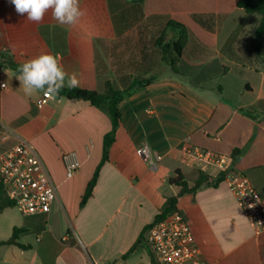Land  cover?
<instances>
[{"label":"crops","instance_id":"obj_1","mask_svg":"<svg viewBox=\"0 0 264 264\" xmlns=\"http://www.w3.org/2000/svg\"><path fill=\"white\" fill-rule=\"evenodd\" d=\"M238 2L143 0L144 17L138 21L126 0H80L86 14L77 25L68 26L58 24L51 13L42 23H32L15 11L10 0H0V52L17 62L51 53L69 75L76 74L78 88L97 91H103L106 79L125 89L133 77L161 69L157 80L120 102L122 118L109 161L84 207L82 197L101 161L103 138L112 127L109 116L86 102L60 97L39 108L44 93L25 95L16 78L19 74L0 69V130L8 134L0 141V150L29 142L58 193L46 215L26 217L16 207L0 213V244L12 237L14 228L24 227L17 242L27 247L0 245V264L150 260L145 240L129 252L166 199L178 194L170 179L180 170L193 186L199 172L213 178L220 175L214 164L193 153L195 149L232 158L235 149L248 147L240 158H232V168L248 177L264 201V107L254 110V117L242 112L264 101V69L242 65L222 53L234 35L235 50L239 43L248 46L261 21L258 15H247ZM154 15L186 25L208 49L204 52L197 42L191 43L180 63L183 78L161 64V56L155 65L151 55H143L147 48L159 50L157 37L151 40L134 30ZM194 15H213L214 30L198 23ZM44 26L65 29L73 39L71 51L56 53L41 33ZM110 48L111 64L106 60ZM134 48L144 53L134 57ZM142 144L162 157L156 169L136 154ZM65 153H75L80 161L71 179L66 177ZM177 207L191 226L204 264H264V233L256 234L225 180L183 195Z\"/></svg>","mask_w":264,"mask_h":264},{"label":"trees","instance_id":"obj_2","mask_svg":"<svg viewBox=\"0 0 264 264\" xmlns=\"http://www.w3.org/2000/svg\"><path fill=\"white\" fill-rule=\"evenodd\" d=\"M143 0L132 1L126 0L127 4H132L134 8V15L139 21L144 17L142 13L141 3ZM238 7L243 9L247 15H258L261 17V21L255 31V36L250 40L248 45L249 52L246 55H240L237 50L233 48L235 35L228 40L225 46L222 48V53L227 55L231 60H234L242 65H246L253 68L264 69V0H239ZM133 15V11H130ZM195 20L208 30H214L213 15H194ZM152 24L156 22L163 25L159 36L156 40V47L160 51L161 64L168 66L175 75H179L182 78L185 77L180 71V63L184 56H186L188 49L193 42H197V45L202 51L207 52V48L200 43V41L192 34L188 27L180 22L172 20L167 15H154L147 18ZM41 33L52 45L56 53L66 54L71 51L73 47V39L70 34L59 26H44L41 28ZM23 62H17L12 57L4 52H0V69H9L19 74L18 68ZM263 64V67L259 66ZM227 67H224V73L227 72ZM105 73V70L103 71ZM158 79V74L150 75L148 77L138 75L132 78V83L128 88L120 89L115 83L106 79L104 83L103 91L83 89V88H69L65 86L58 94V97L65 98L69 101H82L89 105L106 113L111 120V130L105 134L103 138V152L102 158L97 166L95 173L90 180L86 192L81 200V207H84L90 197L93 194L94 187L97 184L100 170L103 165L109 161L110 150L116 140V134L120 127L122 113L120 110V102L134 92L137 88H142ZM221 89V88H220ZM264 107V101H258L254 106L243 109L242 112L254 117V110L258 111ZM248 147L243 149H235L232 154V158L237 160L247 150ZM224 175L220 174L217 178H213L210 175L199 172L198 179L193 186L190 185L186 176L178 170L175 175L170 179V184L179 188L177 195L170 196L166 199L164 208L161 213L158 214L154 222L148 226L145 233L140 240L132 247L129 253L133 252L141 243L145 240L146 231L155 223H159L166 219L171 214L179 211L177 204L180 197L188 193H195L198 189L204 186L216 187L222 181H224ZM16 207V204L9 199L7 193L3 187H0V213L7 208ZM43 216V215H42ZM26 229L24 227L14 228L12 237L1 242L0 245L16 244L21 248H27L17 242L20 234L24 233Z\"/></svg>","mask_w":264,"mask_h":264},{"label":"built area","instance_id":"obj_3","mask_svg":"<svg viewBox=\"0 0 264 264\" xmlns=\"http://www.w3.org/2000/svg\"><path fill=\"white\" fill-rule=\"evenodd\" d=\"M52 98L43 96L37 106L42 108ZM8 134L0 130V141ZM188 151L189 148H187ZM200 159L214 164L223 174L229 189L256 234L264 233V201L250 180L232 168V158L208 150L195 149ZM136 154L156 169L162 157L153 154L147 144L136 149ZM66 177L73 178L80 161L75 153L63 155ZM0 187H3L22 215L26 217L48 214L58 198L57 187L38 151L22 140L6 150H0ZM253 205V207H249ZM152 257L142 264H204L194 234L184 214L177 211L152 225L145 235Z\"/></svg>","mask_w":264,"mask_h":264},{"label":"clouds","instance_id":"obj_4","mask_svg":"<svg viewBox=\"0 0 264 264\" xmlns=\"http://www.w3.org/2000/svg\"><path fill=\"white\" fill-rule=\"evenodd\" d=\"M10 2L18 14H26L27 20L36 24L42 23L45 16L51 13L58 24L75 26L86 14L80 6V0H10ZM18 72L16 78L27 96L43 92L45 96L56 99L66 85L69 88L80 86L76 74L69 75L51 53H41L26 60L19 66Z\"/></svg>","mask_w":264,"mask_h":264},{"label":"rangeland","instance_id":"obj_5","mask_svg":"<svg viewBox=\"0 0 264 264\" xmlns=\"http://www.w3.org/2000/svg\"><path fill=\"white\" fill-rule=\"evenodd\" d=\"M157 24H152L150 21H148V20H146V21H143L142 23H140L139 25H138V27L134 30L135 32L137 31V32H139V33H143V34H146L147 35V38L149 39H151V40H154V38L155 37H158L159 36V34H160V32H161V30L163 29V25L162 24H160V23H158V22H156ZM152 43V42H151ZM245 43H239V45L240 46H238L237 48H236V50L238 51V53L242 56V55H246L248 52H249V50H248V46H247V44H248V42H247V44L246 45H244ZM247 46V47H246ZM147 50H149V51H146V53L145 54H143L144 53V51L142 50V51H138V48H137V50L134 48L133 49V51H132V56H136V53H140V54H143V55H151V57H152V62H153V64L155 63V65L157 64L156 62H157V60H158V56H161L160 55V51L159 50H155V49H150V48H147ZM107 53V55H106V60L108 61V62H110V64L112 63V57H111V53H112V51H111V48L110 49H108V51L106 52ZM259 66H261V67H263V64H259ZM160 70L161 69H159V68H156V69H152V71L150 72V73H148V74H142L141 76H145V75H148V76H150V75H155V74H158L159 72H160ZM15 209H17V207L15 208ZM21 214V213H20ZM22 215V214H21Z\"/></svg>","mask_w":264,"mask_h":264},{"label":"water","instance_id":"obj_6","mask_svg":"<svg viewBox=\"0 0 264 264\" xmlns=\"http://www.w3.org/2000/svg\"><path fill=\"white\" fill-rule=\"evenodd\" d=\"M132 1H138V0H132Z\"/></svg>","mask_w":264,"mask_h":264}]
</instances>
